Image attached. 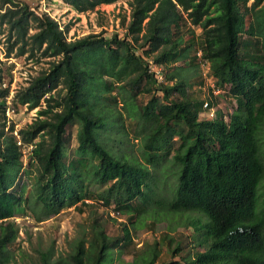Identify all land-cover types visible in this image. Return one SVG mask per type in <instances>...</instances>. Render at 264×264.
I'll list each match as a JSON object with an SVG mask.
<instances>
[{"label": "trees", "instance_id": "16d2710c", "mask_svg": "<svg viewBox=\"0 0 264 264\" xmlns=\"http://www.w3.org/2000/svg\"><path fill=\"white\" fill-rule=\"evenodd\" d=\"M63 1L79 13H88L121 0ZM128 5L130 18L123 22V35L107 38L91 34L68 41L69 26L60 29L50 16L20 0H0V30H7L11 43L6 57H11L19 45V55L29 48L34 51L44 47L45 55L56 58L13 99L30 110L42 108L43 99L46 103L36 121L19 131L26 145L43 135L30 152L31 161L40 167L37 198L48 212L60 205L77 204L88 196L100 198L107 206L114 203L119 209L130 208L136 200L148 208L155 194L148 165L155 161L157 152L167 154L170 149L166 144L177 138L176 190L170 201L153 203L164 202L173 213L197 212L205 220L199 217L193 223V242L202 250L194 257H181L168 264H264V213L257 214L264 178L260 153V131L264 127V0H128ZM195 29L201 31L200 36ZM198 45L201 56L196 54L193 59L209 64L216 89L228 88L236 100L237 108L228 121L221 112L210 117L211 103L207 101L209 108L205 109L206 102L188 91L190 77L173 67ZM96 52L99 61L94 67L90 58ZM151 65L158 70H151ZM115 67V77L120 81L129 78L127 84L132 90L150 84L153 88L146 92L162 93L154 95L142 113L143 119L155 124L146 145V164L120 156L108 139H101L107 128L105 118L112 111L102 116L96 104L87 100L91 84L106 75L113 76ZM60 85L65 91L60 100L52 94L45 97ZM8 95L9 90H3L0 99ZM107 96L115 99L113 94ZM6 105L0 102V120L6 119ZM74 121L80 124L78 147L68 159L66 134ZM5 128L4 122L0 127V264L19 232L13 220L27 201L14 190L23 172L24 147L18 146L14 127H8L7 134ZM85 183L90 186L85 188ZM131 237L127 226L122 238L111 239L103 231L95 232L91 247L77 246L73 264H105L107 250ZM170 249L177 257L181 242ZM155 258L147 264H155ZM43 261L49 264L46 255Z\"/></svg>", "mask_w": 264, "mask_h": 264}, {"label": "rangeland", "instance_id": "374dc122", "mask_svg": "<svg viewBox=\"0 0 264 264\" xmlns=\"http://www.w3.org/2000/svg\"><path fill=\"white\" fill-rule=\"evenodd\" d=\"M20 1L28 4L32 10L50 16L58 22L60 29L63 30L69 26L70 29L66 33L68 41L91 34H102L107 38L114 34L123 35L125 33L123 22L125 18L126 23L129 22L130 18L128 0L102 5L96 11L88 13L77 12L63 0ZM248 18L247 22L250 21V17ZM195 31L197 36H200L201 31L199 29ZM33 32L34 30L31 31ZM10 45L7 30H0V79L2 81L0 93L3 90H9V95L5 99H0V102L7 104L6 119L0 120V127L5 122L7 128L4 134H7L8 127L13 126L18 146L24 147L23 172L18 175L14 190L27 201L13 220L19 232L14 241L8 245L1 264H42L44 255L49 264H73V255L77 246L83 244L86 249L91 247L95 232L103 231L111 239L122 238L124 226L128 227L132 236L131 240L121 242L116 247H110L106 252L105 264H147L150 259L155 258L156 254L158 255L155 258V264H168L181 257H194L198 251L202 250L193 242L196 237L193 223L199 217L205 220L201 214L173 213L167 209L166 203H153L159 200L170 201L176 190L179 167L174 163V155L179 145L177 138L166 144L165 148L170 149L167 154L165 151L157 152L155 161L148 165L153 177L151 187L155 192L152 204L148 208H144L141 202L136 200L130 204V208L119 209L114 203L107 206L100 198L88 196L77 204L60 205L52 212L45 211L42 202L37 198L36 183L40 167L36 162L31 161L30 154L35 148L34 144L38 143L43 135L37 138L34 144L26 145L22 142L19 131L25 130L36 121L38 111L46 107V103L43 99L42 108L30 110L28 105L15 104L13 99L18 92L26 90L36 78L46 72L56 58L45 55L44 47L34 51L28 47L26 54L19 55V45L14 47L11 57L7 58L6 54L9 52ZM141 52L144 51H140L139 54ZM188 52L173 67L181 70L186 77H190L188 91L192 96L204 102L209 101L215 111V117L221 112L228 121L229 116L237 108L235 98L229 93L228 88L216 89L210 75L209 64L193 59L196 54L198 57L201 56L199 45L192 49L189 55H187ZM97 60L99 61L98 52L90 58L94 67ZM190 63L195 66H191ZM151 66V70H158L155 65ZM117 70L118 68L115 67L113 76L106 75L94 81L89 89L87 100L96 104L102 116H108L107 112L112 111V115L105 118L107 128L101 133V139L105 142L108 139L111 148L120 156H127L135 162L143 161L146 164L144 161L146 145L152 136L155 124L143 119L142 113L153 96L159 97L162 93L157 90L151 93L146 92V89L153 88L150 84L141 86L138 90H132L127 84L129 78L120 81L115 77ZM51 94L56 100H60V97L65 95L63 86L60 85L47 93L45 97ZM108 94H113L116 100L108 99ZM79 128L78 121H74L67 128L65 152L68 159L73 158L78 147ZM4 138L5 136L2 137L3 140ZM260 144L261 159L264 162V127L262 132L260 131ZM89 186L87 183L84 184L85 188ZM96 188L91 187L90 190ZM258 196L257 214L262 215L264 213V178L260 184ZM179 241L182 250L177 257H174L170 248H174Z\"/></svg>", "mask_w": 264, "mask_h": 264}, {"label": "built area", "instance_id": "2783aa9c", "mask_svg": "<svg viewBox=\"0 0 264 264\" xmlns=\"http://www.w3.org/2000/svg\"><path fill=\"white\" fill-rule=\"evenodd\" d=\"M205 109H208L209 108V103L206 102L205 105H204ZM215 116V111L213 110V108L211 109V112H210V117H213Z\"/></svg>", "mask_w": 264, "mask_h": 264}]
</instances>
